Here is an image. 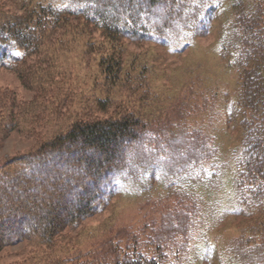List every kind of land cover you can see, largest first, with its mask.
I'll return each mask as SVG.
<instances>
[{
	"label": "trees",
	"instance_id": "1",
	"mask_svg": "<svg viewBox=\"0 0 264 264\" xmlns=\"http://www.w3.org/2000/svg\"><path fill=\"white\" fill-rule=\"evenodd\" d=\"M226 2L235 12L234 22L222 29L218 50L238 73L234 109L241 117L243 132L233 155L236 201L231 213L247 218V230L218 256V264H264V0L39 3L16 19L0 16V67L11 68L28 55L38 56L48 32L66 15L94 25L111 40L149 42L182 51L189 44L182 39L207 34L211 20ZM167 3L169 9H165ZM102 64L105 78L118 81L122 76L120 58L110 54ZM137 82L139 86L143 83ZM145 117L127 108L105 119L79 117L37 150L2 162L0 250L26 239L54 244L57 235L102 211L113 197L147 194L161 185L166 191L161 198L172 197L174 207L164 214V222L153 234L143 239L132 235L123 245L112 244L101 256L93 252L86 257H41L33 264H195L194 233L201 207L190 187L217 174V170L210 173L207 166L217 158L218 149L200 133L170 134L162 130L165 124L151 125ZM12 124L14 127V121ZM88 150L103 157L87 158ZM78 151L82 154L77 157ZM72 157L77 158L72 161ZM46 177L56 182L45 186L46 194L36 199L49 204L33 212L27 204L29 193L39 192ZM69 201L76 204L68 207ZM63 210L66 215H60ZM209 249L203 263L213 255Z\"/></svg>",
	"mask_w": 264,
	"mask_h": 264
},
{
	"label": "rangeland",
	"instance_id": "2",
	"mask_svg": "<svg viewBox=\"0 0 264 264\" xmlns=\"http://www.w3.org/2000/svg\"><path fill=\"white\" fill-rule=\"evenodd\" d=\"M49 1L0 0V16L16 19ZM226 3L211 20L207 34L182 39L189 44L178 52L149 42L111 40L79 17L62 16L46 35L38 56L28 55L11 68L0 67V164L37 150L79 117L105 119L126 108L144 114L146 123L165 124L162 130L170 134L200 133L218 150L217 158L207 166L210 173L217 170V174L190 187L202 215L193 231L195 264H218V256L247 230V218L231 213L236 201L233 155L243 132L241 117L234 109L238 73L218 50L222 29L234 22L235 12ZM168 7L169 3L165 9ZM110 54L121 60L118 81L104 75L102 60ZM86 157L101 159L103 154L88 150ZM53 182L56 180L47 179L39 192L29 193L31 211L47 208L49 203L37 199ZM165 193L161 185H155L147 194L117 195L102 211L57 235L54 244L26 239L4 247L0 264H33L41 257L101 256L112 244L123 245L132 235L143 239L160 227L164 214L174 207L172 197L161 198ZM68 204L71 207L76 201ZM66 214L63 210L60 215ZM207 248L213 255L203 263Z\"/></svg>",
	"mask_w": 264,
	"mask_h": 264
}]
</instances>
